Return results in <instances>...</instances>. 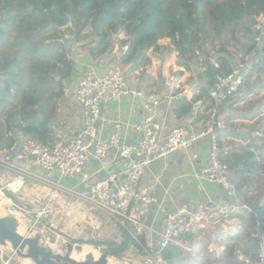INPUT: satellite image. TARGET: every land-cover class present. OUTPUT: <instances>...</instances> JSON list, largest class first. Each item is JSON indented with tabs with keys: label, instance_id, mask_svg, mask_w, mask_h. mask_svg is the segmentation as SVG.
Returning <instances> with one entry per match:
<instances>
[{
	"label": "built area",
	"instance_id": "built-area-1",
	"mask_svg": "<svg viewBox=\"0 0 264 264\" xmlns=\"http://www.w3.org/2000/svg\"><path fill=\"white\" fill-rule=\"evenodd\" d=\"M253 31L251 44L242 59L233 65L230 72L220 73L210 89L211 107L205 127L195 129L178 125L165 131V125L159 116L161 95L157 92L146 93L140 87H131L122 68L118 64H112L107 69H92L80 75L75 99L81 107L82 127L77 133L54 143L21 136L13 147L0 149V165L9 164L7 155L15 154L18 159H30L32 165L57 172L61 177L74 178L83 173V179L87 180L90 175L83 172V167L91 155L104 162V168L111 164L112 171L91 184L83 195L92 199L97 207L130 234L132 251L136 254L144 251L140 264H169L164 255V249L169 245L175 244L182 250L191 251L190 235H197L209 228L217 229L228 223L235 214L248 210L254 217L253 236L258 240L259 246L257 257L251 264H264V213L258 212L255 206L240 197L238 186L230 176L229 165L222 158L217 130L223 101L239 91L246 78L251 75L254 65L261 59L264 48V12L253 16ZM123 48L129 49L127 45ZM123 97L141 100L142 115L135 125L138 134L136 143L129 144L123 140L124 123L121 120L114 121L107 138L99 136L98 121L102 103ZM197 103L204 105L206 101L199 100ZM206 137L210 138V146L204 177L219 185L224 191V197L165 212V227L160 241L153 247L145 246L140 238L146 229L144 217L150 204L156 201L155 196L140 184L146 168L155 160L178 150L189 149L196 141ZM111 152L114 153L113 158ZM121 159L126 160V166L120 167L117 164L113 167L115 161ZM26 172L25 169L13 180L0 184V198L8 199L10 205L21 212H26V208L14 202L9 194L21 192ZM59 196L60 191L55 188L45 199L52 201ZM46 212V207L39 210L31 227L41 224L54 230L56 220L47 219ZM19 261L12 249L8 250L0 245V264H15L14 262Z\"/></svg>",
	"mask_w": 264,
	"mask_h": 264
},
{
	"label": "trees",
	"instance_id": "trees-1",
	"mask_svg": "<svg viewBox=\"0 0 264 264\" xmlns=\"http://www.w3.org/2000/svg\"><path fill=\"white\" fill-rule=\"evenodd\" d=\"M49 8L57 9L62 15L68 13L77 34L88 26L92 29L99 38L98 46L103 45L98 53L96 48H91L93 55L112 53L115 46L112 37L120 33L125 36L121 46L129 48L127 61H137L151 48L161 51L167 46L159 40L170 38L169 47L176 52L181 67L190 70L194 60L206 67L201 72L203 84L199 94L192 101L186 97L176 101L175 111L186 113L199 100H209L217 76L233 67L224 54L213 61L209 56L199 59V53H206L208 26L217 34L232 26L238 29L245 17L253 19L255 14L264 12V0H0V45L7 48L0 60V149L13 147L21 136H31L44 143L52 139L49 121L57 111L65 80L73 75L74 62L68 59L62 42L37 39L49 30L40 23L41 17L49 18L45 12ZM242 27L252 39L253 25L251 28L244 23ZM12 31L16 36L11 43ZM8 48L14 49L10 52ZM255 70L264 71V57L254 65L251 74ZM39 114L45 119L41 120ZM233 134L240 139L249 137V133ZM252 157V151H234L223 160L232 169L236 164H244L242 170H246ZM118 230L119 240L72 239V242L104 244L106 253L121 257L132 238L120 225ZM140 238L143 242L142 235ZM255 245L259 251L258 242ZM182 254L175 244L164 249L169 264H181Z\"/></svg>",
	"mask_w": 264,
	"mask_h": 264
},
{
	"label": "crops",
	"instance_id": "crops-1",
	"mask_svg": "<svg viewBox=\"0 0 264 264\" xmlns=\"http://www.w3.org/2000/svg\"><path fill=\"white\" fill-rule=\"evenodd\" d=\"M123 47L115 46L113 52L110 54L115 56L116 59L121 57L126 60L128 57V50H124ZM108 55L109 54L93 55L87 51H80L79 54L76 52L71 53L70 56L74 62L73 75L70 80H65L63 95L59 99L57 111L49 121V125L53 130L52 139L49 141L50 143L68 139L81 129L82 111L75 99L79 77L82 73L88 72L92 69L104 70L112 64H118L114 61H106L105 58L108 57ZM139 59L137 61H128V68H136L134 64L137 63ZM141 68L142 67H140V69ZM147 72L151 73V71ZM135 73L138 76L139 69L135 70ZM187 75L188 73L185 71V73L181 76L182 79L180 78L179 81L182 83L183 79ZM127 81L131 87H140L146 93L157 92L161 95L162 104L159 116L165 125V131H168L178 125H185L195 129H201L206 126L209 118L210 100H206L204 105H199L197 102L194 103L192 110L186 113L183 111H175L177 99L186 97L187 101H192L194 97L199 94V89L203 82L189 79L190 84L184 83L187 87L185 93L175 95L171 93L163 94L159 88L155 89L156 86L153 78L151 82L148 81L147 77H144V79L135 77V80H129L127 78ZM229 98L224 100L222 105L228 101ZM62 101L63 106L67 111H61V116L58 119L59 122H54L57 112L60 109L59 105L62 104ZM140 102L141 100L139 98L130 99L128 97H123L120 100L103 102L101 105L100 119L98 121L99 136L103 139L107 138L113 129L114 121L121 120L124 123L123 140L129 144L136 143L138 141V134L136 132L135 125L139 122L142 115ZM220 115L221 113H219L218 116L217 130L220 137L221 155L222 158H224L225 155L232 154V152H236L237 150L227 152L230 149L227 147L223 154L221 137L224 136L229 138L230 136H235V134H233L234 132L240 131H231L229 129L220 134ZM55 130H57V132ZM249 138L250 137L242 140H249ZM209 146V137L200 139L189 149L175 151L166 157L155 160L146 168L140 184L143 188H146L153 196H155L156 201L150 204L144 217L146 229L142 234V237L144 238L143 244L145 246L150 248L160 241L161 232L165 227V212H173L178 210L180 207L194 206L197 203L218 200L224 197V191L222 188L204 177V168L209 162ZM112 155H114L113 152H111V157L113 158L114 156ZM196 155L197 157L195 158ZM7 156L9 164H5L4 166L0 165V184L3 182L1 179L9 180L16 177L20 172L25 171V169L27 170L25 185L21 192L17 193V198L13 197L12 193L9 194L14 202L16 201V203L26 208V212L17 210L10 205V201L8 199H5L9 202V205L5 206L4 215L16 217L19 219L20 225L22 221L25 222L23 223L25 231L31 227L32 222L35 220V218L33 219L31 215L33 214L36 216V213L39 210L46 207V218L51 220L55 219L56 227L53 230L47 229L44 226H41V224H38L33 228V233H37L38 230L43 234L44 232L46 233L47 231H51V233H49L51 240L54 236L57 240L60 239L61 236H66L65 238L70 236L75 239L86 240L94 238L98 240H119L121 238L115 219H113L106 212L105 213L108 217L101 216L102 210L97 207L92 199L83 195L91 184L105 177L109 173V170L113 168L109 170L104 168V162L91 155L83 167V172L90 175L89 179L84 180L83 173L74 178H64L57 172L46 171L38 166L32 165L30 163V159H18L15 154H9ZM117 161L118 160L115 161L113 167L118 164ZM234 161L235 159L232 158V162ZM229 169L230 176L238 186L240 197L246 202L250 199V203L256 206L257 211L264 213V198L258 197L260 189L253 186L254 183L250 178V173L247 172V170L242 171L241 164H236L235 169L237 175L245 172L243 174L245 183H240L241 185H239L236 181L237 179L235 174L233 175L231 172L232 168L229 167ZM55 188L59 189L60 196L52 199V201H47L45 197ZM248 213L252 217L253 227L254 217L252 212L243 210L232 216L228 223L214 230L219 231L227 227L230 228L233 224L239 222L240 219H243L244 215ZM89 227L92 229L87 232ZM212 230V228H209L205 231L210 232ZM94 231H103L106 233L107 237L104 239L99 238ZM194 236L195 235H190L188 237L190 244L192 243L191 241L195 239ZM67 239H64V241H67ZM73 243L78 244V242ZM79 244H83V246H85L89 243ZM0 245H3V247L8 250L12 249L9 244ZM88 246L98 250V254H94L96 258L101 254V245L96 247L89 244ZM102 246H104V244ZM131 246L132 245L130 244L127 247V256L130 255L132 261H137V263L140 264L142 258L141 255L144 254V251L141 250L140 253L136 254L132 251ZM132 253L136 254V256H132ZM18 257L19 256H17V258ZM109 257L110 263L112 259H116L118 261L117 264L123 261L121 259L119 260L114 255L109 254ZM21 259L23 260V258H20L19 260L21 261ZM26 260L30 259H25V261Z\"/></svg>",
	"mask_w": 264,
	"mask_h": 264
},
{
	"label": "rangeland",
	"instance_id": "rangeland-1",
	"mask_svg": "<svg viewBox=\"0 0 264 264\" xmlns=\"http://www.w3.org/2000/svg\"><path fill=\"white\" fill-rule=\"evenodd\" d=\"M47 20L48 17H41L40 23L43 25ZM244 23L247 26L250 25L252 28L253 19L245 17V19L239 22L240 26L238 29H233L232 26L222 34L215 33L211 26H208L209 34L206 36L204 44L206 53H199V59L203 60L209 56L211 61H213L218 55L224 54L228 57L232 65L240 61L244 52L251 44L249 34L247 33L245 27H242V24ZM74 26L75 25L72 24V22H70L68 26L61 28L56 25L49 26V30L41 34L37 39L38 41L49 42L58 40L62 42L64 48L66 49V53H68V59H71L70 55L72 52H76L78 54L80 51L90 52L89 50L91 48H96L95 51L98 53L103 45L98 46L99 38L93 34L92 29L88 26L77 34V29H74ZM15 36L16 32L12 31L9 38L11 43ZM124 37L123 33L114 35L112 39L115 41V46H121L120 41ZM159 42L167 47L163 48L159 52L153 48L147 50L139 61L134 64L136 68H128V61L121 57L116 59L115 56H112V54H109L105 59L106 61L109 60L110 62L114 61L118 63L129 80H135V77H139L141 79L147 77L148 81L151 82L153 78L156 86L155 89L159 88L163 94L171 93L178 95L185 93L187 87L184 83L190 84L189 79L203 82L201 72L204 66H201L200 63L197 64V61L194 60L191 63V69L185 70L179 65L176 52L169 47L172 46V40L170 38H161ZM6 49L7 48L0 45V60ZM13 49L14 48H8L10 52H12ZM162 56L164 58H162ZM262 57H264V51L261 53V58ZM52 60L53 59H51V61ZM140 67L142 68L140 69ZM137 69H139L138 76L135 73V70ZM182 70H184L183 73L187 71L189 76L187 75L181 83L179 79H182ZM147 71H151V73ZM209 107H211V104ZM59 108L60 109L57 112L54 122H59L58 119L61 116V111H67L63 106V101L62 104L59 105ZM220 111V134L230 129L231 131L249 133L250 137L249 140H242L235 136H230L229 138L224 136L221 137L223 154L227 147L230 148L227 152L237 150L241 153L246 151H252L254 153V157L247 161L246 170L250 173V178L254 183L253 186L260 189L258 192L260 196L258 195V197L264 198V71H253V73L246 78L239 91L221 106ZM55 131L57 132V130ZM243 166L244 164H241V169ZM231 172L233 175L235 174L237 179L236 181L238 183H245L243 179V174L245 172L240 173L239 175H237L236 169H231ZM13 179L14 178L9 180L1 179L3 181L2 184H5ZM12 196L17 198L16 196L18 195L12 194ZM247 202L250 203L251 200L249 199ZM4 214L5 212L0 211V216H5ZM31 216L33 219L35 218V215L32 214ZM101 216L108 217V215L103 211L101 212ZM23 223L25 222L22 221L21 226L25 229ZM23 229L21 232L24 234L27 231ZM91 229L92 228L89 227L87 232ZM37 232H39V230ZM252 232V217L249 213L245 214L243 219H240L239 222L233 224L230 228L227 227L219 231L212 230L210 232L202 230L199 234L195 235V239L191 241L192 243L190 245L192 250H182L183 254L181 257V264H251L259 252L258 247L255 245L258 240L256 237H254L255 239H252ZM49 233H51V231H47L46 233L44 232L42 243L56 252L62 251V244L66 242L64 239L68 238L67 241L70 242H72V239H75L70 236L67 238H65L66 236H61L56 243H52ZM94 233L98 235L97 237L102 239L107 237L106 233L103 231H94ZM92 245L96 246L95 244ZM101 247V251L105 252V245H101ZM127 250L128 249H126L121 257H117L119 260H123L119 264H138L137 261H132L130 255L127 256ZM73 254H76V251ZM94 254H98V250L95 248ZM134 255L136 256V254L132 253V256ZM85 256L86 254L80 260L84 259ZM117 262L118 261L116 259L111 260V264H117ZM14 263L34 264L31 260L25 261V259H21V261Z\"/></svg>",
	"mask_w": 264,
	"mask_h": 264
},
{
	"label": "water",
	"instance_id": "water-1",
	"mask_svg": "<svg viewBox=\"0 0 264 264\" xmlns=\"http://www.w3.org/2000/svg\"><path fill=\"white\" fill-rule=\"evenodd\" d=\"M45 12L49 18L42 25L44 28L52 25L61 28L68 26L71 22V17L68 13L62 15L55 8L46 9ZM162 58L164 57L162 56ZM39 118L41 120L45 119L43 114H39ZM117 162L123 167L127 163L125 159ZM107 169H111V165ZM109 171H112V169ZM19 227L20 221L16 217L0 216V244H9L17 256L23 259H30L34 264H111L109 254L106 252H101L97 258L93 252L87 253L82 260L73 258V253L75 251L78 253L83 252L84 246L83 244H74L70 241L62 244L63 249L61 252H56L42 243L44 237L42 232L33 234V227H29L27 232L23 234L19 231ZM51 242H57L55 236Z\"/></svg>",
	"mask_w": 264,
	"mask_h": 264
},
{
	"label": "bare ground",
	"instance_id": "bare-ground-1",
	"mask_svg": "<svg viewBox=\"0 0 264 264\" xmlns=\"http://www.w3.org/2000/svg\"><path fill=\"white\" fill-rule=\"evenodd\" d=\"M8 206L9 205V202L7 201V200H5V199H2V198H0V211L1 212H4V210H5V206ZM22 229H23V226H21L20 225V227H19V231H22ZM24 230V229H23ZM89 245V244H88ZM87 244L84 246V251L83 252H81V253H77L76 252V254H73V258H75V259H78V260H80L81 258H83V256L85 255V254H87V252H93L94 253V248H91V247H89ZM92 245V244H91ZM114 258V257H113ZM113 264V263H112Z\"/></svg>",
	"mask_w": 264,
	"mask_h": 264
}]
</instances>
